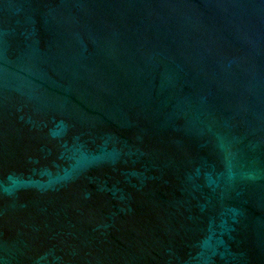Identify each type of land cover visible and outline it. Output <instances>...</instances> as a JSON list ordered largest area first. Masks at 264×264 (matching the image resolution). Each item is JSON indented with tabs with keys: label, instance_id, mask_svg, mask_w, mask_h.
<instances>
[{
	"label": "water",
	"instance_id": "1",
	"mask_svg": "<svg viewBox=\"0 0 264 264\" xmlns=\"http://www.w3.org/2000/svg\"><path fill=\"white\" fill-rule=\"evenodd\" d=\"M0 264H264V0H0Z\"/></svg>",
	"mask_w": 264,
	"mask_h": 264
}]
</instances>
